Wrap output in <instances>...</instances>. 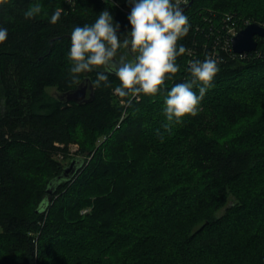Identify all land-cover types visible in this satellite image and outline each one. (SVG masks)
<instances>
[{
    "label": "trees",
    "instance_id": "obj_1",
    "mask_svg": "<svg viewBox=\"0 0 264 264\" xmlns=\"http://www.w3.org/2000/svg\"><path fill=\"white\" fill-rule=\"evenodd\" d=\"M36 3L42 13L25 20ZM131 7L128 0L0 5L8 30L0 44V264H264V37L239 54L230 32L264 26V0H193L184 12L188 35L178 41L191 55L177 57L179 71L156 96L116 95L115 75L90 102L49 94L48 87L63 94L93 82L100 71L71 82L72 29L107 9L123 40ZM209 54L219 71L197 115L165 132L167 91L191 80L189 60ZM57 156L79 167L49 194L69 165Z\"/></svg>",
    "mask_w": 264,
    "mask_h": 264
},
{
    "label": "clouds",
    "instance_id": "obj_2",
    "mask_svg": "<svg viewBox=\"0 0 264 264\" xmlns=\"http://www.w3.org/2000/svg\"><path fill=\"white\" fill-rule=\"evenodd\" d=\"M5 0H0L3 5ZM132 5L128 21L131 31L121 40L117 32L120 25L105 9L96 21L89 25L75 26L71 31L68 60L71 64L70 80L81 83V74L97 71L92 82L94 88L103 84L109 87V75H115L119 86L114 93L120 97L156 96L178 71L177 57L190 51L178 41L188 35L190 24L184 14L187 0H128ZM39 3L23 11L25 20L36 18L42 13ZM62 9L57 8L50 17L55 25L60 20ZM8 38V30L0 27V44ZM131 54V59L121 50ZM187 71L191 80L177 83L167 91L164 98L163 124L165 132L171 133L187 116L195 117L198 106L211 87L219 71V60L207 55L203 61L189 60ZM197 87L199 95L193 90ZM163 142L164 136L158 131Z\"/></svg>",
    "mask_w": 264,
    "mask_h": 264
},
{
    "label": "water",
    "instance_id": "obj_3",
    "mask_svg": "<svg viewBox=\"0 0 264 264\" xmlns=\"http://www.w3.org/2000/svg\"><path fill=\"white\" fill-rule=\"evenodd\" d=\"M192 2L193 0L187 3L184 7V12L192 5ZM257 36L264 37V26L258 22H251L244 28L239 29L232 36L231 41L233 51L241 54L256 50L258 46V40L256 39ZM89 80V78H86V80L76 89L63 93L61 97L67 102L74 101L77 103H86L92 101L94 98V87ZM88 90H90L89 96ZM78 167L79 164L77 163V160H72L71 164L65 168L64 172L50 182L48 193H53L56 185L59 184L60 181L70 179L78 170Z\"/></svg>",
    "mask_w": 264,
    "mask_h": 264
},
{
    "label": "rangeland",
    "instance_id": "obj_4",
    "mask_svg": "<svg viewBox=\"0 0 264 264\" xmlns=\"http://www.w3.org/2000/svg\"><path fill=\"white\" fill-rule=\"evenodd\" d=\"M232 31H233V33H235V32H236V31H235V28H233ZM121 51L124 52L125 54H127V55H128V58L131 59V54L128 53L127 50L122 49ZM47 90H48L49 94H51V95H53V96H55V97H59V96L62 94L60 91H58V89H57L56 87H48ZM89 91H90V90H89ZM121 102L123 103V101H121ZM78 149H79L78 144H72V145L70 146V154H71V157L75 156V154L77 153ZM57 158H58L59 160H61V162H62L65 166H67V165L70 163V161H71V158H63L62 156H57ZM225 209H226V207H222V208L218 209V210L216 211L215 215H216V216H220V215H222V214L225 212ZM84 210H85V209H84ZM85 211H86V210H85Z\"/></svg>",
    "mask_w": 264,
    "mask_h": 264
},
{
    "label": "built area",
    "instance_id": "obj_5",
    "mask_svg": "<svg viewBox=\"0 0 264 264\" xmlns=\"http://www.w3.org/2000/svg\"><path fill=\"white\" fill-rule=\"evenodd\" d=\"M189 1H190V0H187V3H188ZM228 18H229V17H228ZM233 28H235V31H236V27L233 25V26L230 28V32H232V36H233V34H235V33L237 32V31H236L235 33H233V31H232ZM241 54H242V53H241Z\"/></svg>",
    "mask_w": 264,
    "mask_h": 264
},
{
    "label": "flooded vegetation",
    "instance_id": "obj_6",
    "mask_svg": "<svg viewBox=\"0 0 264 264\" xmlns=\"http://www.w3.org/2000/svg\"><path fill=\"white\" fill-rule=\"evenodd\" d=\"M89 94H90V91L88 90V96H89ZM61 96H62V94H61L59 97H60L61 99H63Z\"/></svg>",
    "mask_w": 264,
    "mask_h": 264
},
{
    "label": "bare ground",
    "instance_id": "obj_7",
    "mask_svg": "<svg viewBox=\"0 0 264 264\" xmlns=\"http://www.w3.org/2000/svg\"><path fill=\"white\" fill-rule=\"evenodd\" d=\"M232 40V39H231Z\"/></svg>",
    "mask_w": 264,
    "mask_h": 264
}]
</instances>
